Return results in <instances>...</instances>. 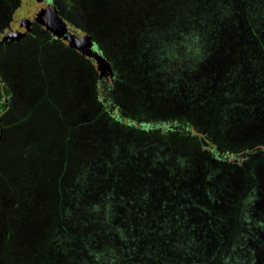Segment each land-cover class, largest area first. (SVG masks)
Instances as JSON below:
<instances>
[{
	"label": "rangeland",
	"instance_id": "rangeland-1",
	"mask_svg": "<svg viewBox=\"0 0 264 264\" xmlns=\"http://www.w3.org/2000/svg\"><path fill=\"white\" fill-rule=\"evenodd\" d=\"M240 1L243 11L234 0H93L90 14L69 0L81 19L53 1L73 35L66 41L36 0H0V257L35 264L49 238L47 253L66 260L58 229L81 221L78 207L126 202L139 209L133 221L190 230L180 236L190 249L161 248L167 233L140 238L147 260L155 248L157 264H264V0ZM222 30L234 34V60L222 58ZM222 61L225 80H215ZM147 156L160 160L145 161L153 176L137 179L130 167L118 180L123 163L140 169ZM172 185L182 188L176 197ZM203 202L215 211L202 212ZM43 223L58 229L39 238Z\"/></svg>",
	"mask_w": 264,
	"mask_h": 264
},
{
	"label": "trees",
	"instance_id": "trees-1",
	"mask_svg": "<svg viewBox=\"0 0 264 264\" xmlns=\"http://www.w3.org/2000/svg\"><path fill=\"white\" fill-rule=\"evenodd\" d=\"M236 4L240 7V10L243 11L245 10L244 5L240 0H234ZM255 1V0H254ZM79 5V4H77ZM96 4L93 3V0H84V9L88 10L90 14H94V11L96 9L95 7ZM71 9V8H70ZM82 9V8H81ZM78 12V9H74ZM220 23L222 20H220ZM219 23V24H220ZM224 34V38L226 40L227 44V53L222 56V58H230L231 60H234V51L233 48H230L229 46V40L228 38L233 37L234 34L230 33L229 30H222ZM260 37V36H259ZM258 37V38H259ZM223 38V37H222ZM40 41V40H39ZM42 42V41H40ZM44 45L45 43L42 42ZM16 56V55H15ZM223 64L226 62L222 61ZM221 63V62H220ZM227 63H229V59L227 60ZM222 67L220 66L218 69L217 67L215 68L213 78L215 80H219L220 77H223L222 73L226 71V66L227 64ZM233 66L231 68V72L233 71ZM225 80V76L222 78ZM64 122V121H62ZM11 125V123H10ZM160 154V151L158 152ZM174 151H166V158L164 159L165 162H172L173 159L176 157L174 155ZM157 156V154H156ZM156 158V159H155ZM150 158L149 156L142 158V159L137 158L136 159V164H140V169H136L134 163H123V166L119 168L118 175L119 181H123L124 179V173L126 172L125 170L128 168L132 167L136 172V178L137 179H146L150 178L151 176L154 175V173H146V166L148 163H146V160H154L160 162V160L155 157ZM164 158V157H163ZM129 165V166H128ZM128 166V167H127ZM144 166V167H141ZM159 166V165H158ZM168 171V170H167ZM170 172V171H168ZM153 174V175H152ZM159 174V173H158ZM169 180L171 182L173 181V175L168 176ZM158 184L161 185L162 187L168 188L169 183L166 181L164 178H157ZM202 178H201V183H202ZM168 183V184H167ZM173 184V183H172ZM199 183L196 182V188L195 191L197 190L202 194L201 196H204V191L202 190L201 187H199ZM203 185V184H202ZM173 189V195L176 197L179 195V192L182 190L181 187H177L176 185H172ZM118 190V188H117ZM184 190V189H183ZM117 192V191H115ZM87 191L83 193L86 194ZM124 190L120 189L116 194L117 197H120L123 201H126V194H124ZM108 194V193H107ZM185 195V198H189L186 196H192V193L190 194L189 191L185 190L183 192ZM203 199V198H202ZM201 200V199H200ZM187 201V200H186ZM190 201H187L185 203L189 205ZM94 205V206H93ZM140 205V204H139ZM154 208L156 209L155 211L159 213V210L161 211V214H170L172 212L171 207L167 206H161L160 204L158 205L157 203H154ZM199 208L202 210V212L208 213V215L212 214L215 210L213 207L209 206L205 202L202 204H197ZM79 209L81 211L79 212ZM75 209H72L70 212L73 214ZM139 211L138 207H130L127 205V203H123L120 206H95V204L92 203H84L81 205V208H77V212H79L75 217L79 216L81 218V221L79 223L73 222L72 219H66L65 224H63L62 227H53L54 224L49 225V223H43L44 225L40 227V230L38 232V237H49L48 233L52 229H58L60 231H65V242L66 244L63 246H59V250L62 248L64 251L65 255L67 256L66 260L58 259V255H50L47 253L46 250V245L49 242V238L46 239L45 241V252L43 254H36L32 260V263L35 264H72L70 260L74 261V259H79L81 261V264H112L114 260V256L120 258V263L118 264H130V260L134 262L135 264H157L158 258L162 257L163 254L159 255L157 253V249L154 248V251L152 252L153 258L151 257L149 260L146 259V256L142 248V242L141 239L148 237L149 235L155 234V233H167L169 237H171L169 240H162L159 239L157 241V244L161 246V248H170V249H176L180 246L184 247V244L187 242L186 247L190 249L191 245V240L190 239H184L181 238L180 236L183 235L185 231H190L189 229H184L181 228L178 223H173L171 221H160V218H156L151 221L147 220H137L133 221L131 219V214ZM154 211V210H153ZM215 215V214H214ZM159 219V220H157ZM48 228V233H46L45 236H43V231ZM168 228V229H167ZM177 229L178 234L175 236H172L173 230ZM7 230H11V228L7 227ZM172 232V234H171ZM7 235H9L7 231ZM133 238V239H131ZM141 238V239H140ZM137 243H134V241ZM7 246L10 244V240L6 239ZM44 243V241H41ZM167 242V243H166ZM171 242V243H170ZM222 250V249H221ZM220 250V251H221ZM57 253V252H56ZM60 255V254H59ZM159 255V256H158ZM4 257H0V264H10L13 262V255L10 254L8 251L7 254L4 255ZM70 259V260H69ZM171 261H168V263L165 262H159V264H189L190 257H187L184 260H176L173 262V258ZM178 261V262H177ZM75 262V261H74ZM21 264V263H20ZM23 264H28L26 261Z\"/></svg>",
	"mask_w": 264,
	"mask_h": 264
},
{
	"label": "water",
	"instance_id": "water-1",
	"mask_svg": "<svg viewBox=\"0 0 264 264\" xmlns=\"http://www.w3.org/2000/svg\"><path fill=\"white\" fill-rule=\"evenodd\" d=\"M39 4H41L38 0H36ZM41 8L45 10L44 7ZM53 11H51L50 13L47 12L46 10V14L50 17L51 20V24L48 25V27H51V29L59 36V37H63L66 41H70L71 38L73 37L72 33L70 32L69 28H68V24L67 22L61 17L59 10L55 7L52 6ZM86 45L87 48H89L90 50V56L92 58H95L98 53L96 54L94 52V42L93 39L86 34Z\"/></svg>",
	"mask_w": 264,
	"mask_h": 264
},
{
	"label": "flooded vegetation",
	"instance_id": "flooded-vegetation-1",
	"mask_svg": "<svg viewBox=\"0 0 264 264\" xmlns=\"http://www.w3.org/2000/svg\"><path fill=\"white\" fill-rule=\"evenodd\" d=\"M38 1L42 4V7H44L45 10L49 13L51 11H53L52 6H55L57 9L61 7L62 10H69L71 8L69 0H59V1H57V0H38ZM53 1L55 2V4H56V2H58L59 5H61V6L58 7L59 5L57 6V5L53 4ZM71 10H73L76 13L77 19H81L80 15L77 13L76 10H74L73 8ZM71 10L69 12H72ZM79 21L81 22V20H79ZM95 46H96V44L94 43V49H95ZM95 50H96L95 52H97L98 49H95Z\"/></svg>",
	"mask_w": 264,
	"mask_h": 264
},
{
	"label": "crops",
	"instance_id": "crops-1",
	"mask_svg": "<svg viewBox=\"0 0 264 264\" xmlns=\"http://www.w3.org/2000/svg\"><path fill=\"white\" fill-rule=\"evenodd\" d=\"M79 11V15L81 16V11L80 10H78Z\"/></svg>",
	"mask_w": 264,
	"mask_h": 264
}]
</instances>
